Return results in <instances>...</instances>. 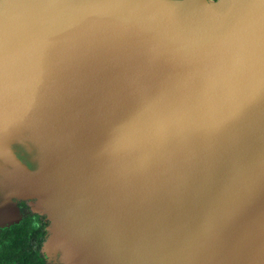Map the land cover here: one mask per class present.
<instances>
[{
  "label": "water",
  "instance_id": "95a60500",
  "mask_svg": "<svg viewBox=\"0 0 264 264\" xmlns=\"http://www.w3.org/2000/svg\"><path fill=\"white\" fill-rule=\"evenodd\" d=\"M24 200L58 264H264V0H0V227Z\"/></svg>",
  "mask_w": 264,
  "mask_h": 264
},
{
  "label": "trees",
  "instance_id": "16d2710c",
  "mask_svg": "<svg viewBox=\"0 0 264 264\" xmlns=\"http://www.w3.org/2000/svg\"><path fill=\"white\" fill-rule=\"evenodd\" d=\"M44 232L29 219L0 233V264H42L35 247L43 242Z\"/></svg>",
  "mask_w": 264,
  "mask_h": 264
},
{
  "label": "snow or ice",
  "instance_id": "6c2138e0",
  "mask_svg": "<svg viewBox=\"0 0 264 264\" xmlns=\"http://www.w3.org/2000/svg\"><path fill=\"white\" fill-rule=\"evenodd\" d=\"M142 118V124L140 126H131L128 128L124 139L128 141L136 140L143 136L146 132L156 128L161 121L165 118L163 111L149 113L146 109L141 108L138 114Z\"/></svg>",
  "mask_w": 264,
  "mask_h": 264
},
{
  "label": "rangeland",
  "instance_id": "374dc122",
  "mask_svg": "<svg viewBox=\"0 0 264 264\" xmlns=\"http://www.w3.org/2000/svg\"><path fill=\"white\" fill-rule=\"evenodd\" d=\"M24 202L26 203V208L24 210L21 211V213L23 214L24 217H32V216H40L43 217L46 221H47V227H46V238L45 241L48 239V230H49V225L50 222L47 219V217L43 214H41L39 211H37V201L36 200H24ZM37 225V224H36ZM42 253L46 259V264H58L56 263L51 255V252L49 251L47 246H43L42 245Z\"/></svg>",
  "mask_w": 264,
  "mask_h": 264
},
{
  "label": "flooded vegetation",
  "instance_id": "af4514ba",
  "mask_svg": "<svg viewBox=\"0 0 264 264\" xmlns=\"http://www.w3.org/2000/svg\"><path fill=\"white\" fill-rule=\"evenodd\" d=\"M15 204H16V207L18 208L19 212L21 213L22 210H24L26 208V203L24 201H15ZM26 219H29L30 221L34 222V224H37V227H40L42 229V231L44 232V238H43V242L41 244V246L38 248V247H35L37 253H38V258L41 259L43 262L42 264H46V259L42 253V245L45 241V238H46V227H47V221L43 218V217H40V216H32V217H22V219L18 222V223H15V224H11L7 227H0V233L11 227V226H14L16 224H19L21 223L23 220H26Z\"/></svg>",
  "mask_w": 264,
  "mask_h": 264
}]
</instances>
